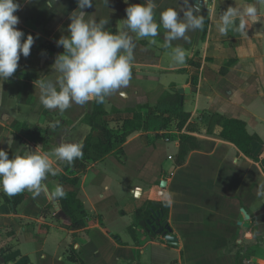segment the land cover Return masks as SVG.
<instances>
[{
	"label": "crops",
	"instance_id": "obj_1",
	"mask_svg": "<svg viewBox=\"0 0 264 264\" xmlns=\"http://www.w3.org/2000/svg\"><path fill=\"white\" fill-rule=\"evenodd\" d=\"M31 2L19 0L17 27L25 37L38 35L33 45L40 51L32 45L28 57L21 55L16 72L3 82L0 93V148L9 158L17 150L36 147L51 155L57 141L83 145L90 133L106 141L120 129L123 119L133 117L134 109L144 106L147 117V107H155L162 96L178 88L189 90L179 95L191 118L181 129L174 120L159 131L133 133L122 144V153L86 163L76 159L73 169L80 175L78 184L59 179L64 171L58 162L62 172L44 181L47 194L33 199L25 191L16 200L0 191V264L264 263V199L257 196L264 184V0H242L243 5L257 7L261 21H246L242 32L230 30L227 36L217 33L214 14L235 6V0H208L200 13L205 17L203 28L186 33L187 40L172 42L173 47L185 50L182 64L173 60L171 49L163 47L162 28L155 38L131 34L136 43L131 78L127 87L105 98L107 126L83 120L93 111L94 101L83 107L73 105L63 113L40 104L35 81L56 76L46 45L57 46L60 36L68 34L69 13L77 4L76 0H53V7L48 8L46 0H40L46 14L56 9L48 24ZM143 2L128 0L129 4ZM154 2L157 13L168 6L182 7L179 0ZM127 6L124 0H108L107 6L97 0L85 11L97 18L109 16L108 30L115 32L122 27ZM229 60L234 62L221 74ZM214 113L244 120L248 131L260 137L262 142L255 141L253 146L255 158L223 138L220 125L208 129V116ZM56 121L61 123L53 128ZM35 126L42 128L43 139L37 142L28 138ZM184 135L195 136L200 149L191 151L186 162L178 165ZM160 139L175 150H167ZM57 185L64 192L77 193L86 216L73 223L62 212L59 198L52 194ZM149 200L170 203L166 219L179 239L178 246L136 224V211ZM242 248L253 251L248 259H243L244 252L239 256Z\"/></svg>",
	"mask_w": 264,
	"mask_h": 264
},
{
	"label": "clouds",
	"instance_id": "obj_2",
	"mask_svg": "<svg viewBox=\"0 0 264 264\" xmlns=\"http://www.w3.org/2000/svg\"><path fill=\"white\" fill-rule=\"evenodd\" d=\"M100 2L108 5V0ZM124 2L128 4L126 18L121 20L122 27L113 32L107 27L109 16L97 18L85 11L96 5L97 0H76L77 7L69 13L68 34L56 41L63 52L56 55L51 66L55 78H39L34 83L39 89V102L45 109H58L63 113L73 105L83 107L93 101L102 104L107 96L127 87L136 47L131 34H135V38H155L162 28L163 47L171 49L176 63L185 62V50L173 47L172 42L187 40L186 33L203 28L205 17L200 13L202 7H207L208 0H179L182 5L179 10L168 6L158 13L154 0L136 4ZM46 5L52 8L53 0H46ZM20 8L19 0H0V93L3 82L16 72L21 55L28 57L34 43L32 35L25 37L17 27L19 17L15 13ZM236 18H240L238 26ZM246 21L258 23L261 16L255 5H243L242 0H235V6L214 14V26L220 36H227L230 30L242 32ZM60 123L56 121L53 128ZM82 156L81 144L63 140L57 141L51 155L36 147L17 150L9 158L8 152L0 148V191L9 197L28 191L36 199L48 193L44 183L48 176L55 177L62 172L58 162L71 164ZM52 194L56 198L65 196L60 185ZM257 196L264 199V184L260 185Z\"/></svg>",
	"mask_w": 264,
	"mask_h": 264
},
{
	"label": "trees",
	"instance_id": "obj_3",
	"mask_svg": "<svg viewBox=\"0 0 264 264\" xmlns=\"http://www.w3.org/2000/svg\"><path fill=\"white\" fill-rule=\"evenodd\" d=\"M48 49H51L49 45H46ZM234 60H229L225 66L221 68V74H226L229 67ZM20 78H24L23 74L18 75ZM105 101L102 104L94 102V109L91 113L84 116L83 120L89 124L100 123L107 126V120L104 117L108 114L105 109ZM144 106H139L138 109L133 110V117L123 119L122 125L119 130L113 133L112 137L104 141L101 138H95L90 133L83 145L82 158H78L86 163L87 160H96L105 155L111 153H122V144H124L128 137L138 131H159L167 128L172 121H178V127L183 128L189 119L191 114L186 112L180 101V95L178 92L167 93L162 96L155 107H147V117L143 114ZM209 119V130L214 125H220L222 127L221 135L226 140L232 142L245 156L255 158L253 154V146L255 141L262 142L257 134H251L247 129V123L238 118L226 117L222 114L214 113L208 116ZM42 128L35 126L30 130L28 138L37 142L42 140L41 136ZM200 149V143L198 139L193 135H184L180 138V147L177 154L176 162L178 165H182L186 162L188 154L193 150ZM75 160L71 164L62 163L63 173L59 175L61 181L78 184L80 182V175L73 169ZM17 199H22V195L14 196ZM62 212L71 218L72 222L78 221L79 218L86 216L84 204L77 197L75 191H66L65 196L59 198ZM151 209L161 211L163 213V220L169 216L170 203L168 201H153L149 200L146 202L144 207L139 208L136 213V224L144 218H148L151 214ZM131 231L136 238L135 230L131 228ZM242 248L239 250V256L244 252L243 259H248L252 252L248 249ZM249 252V253H248ZM238 264H245L241 261ZM264 264V263H262Z\"/></svg>",
	"mask_w": 264,
	"mask_h": 264
},
{
	"label": "water",
	"instance_id": "obj_4",
	"mask_svg": "<svg viewBox=\"0 0 264 264\" xmlns=\"http://www.w3.org/2000/svg\"><path fill=\"white\" fill-rule=\"evenodd\" d=\"M177 92L180 95H183L185 92H189L188 89L185 88H178ZM161 186H166V181L163 180L161 182ZM140 195V191H137V196ZM54 204L57 208H59L58 201H54ZM161 217H163V213L161 211H156L154 209H151V214L148 218L141 219L139 221L140 226H142L146 231H155L157 234L162 235V237L168 242L169 244L178 246L179 245V239L176 235L172 234V228L167 222V219L163 220L160 223ZM246 227H249V224H244ZM254 260H257V258H254Z\"/></svg>",
	"mask_w": 264,
	"mask_h": 264
},
{
	"label": "rangeland",
	"instance_id": "obj_5",
	"mask_svg": "<svg viewBox=\"0 0 264 264\" xmlns=\"http://www.w3.org/2000/svg\"><path fill=\"white\" fill-rule=\"evenodd\" d=\"M31 4H34V5H36L35 7H34V10L39 14V16H41V17H45V20H47V23H48V20H49V22H52V20H54V18H55V16H56V9L54 10V11H48V13L46 14L45 12H44V10H43V8H41V5H40V0H32V2H31ZM38 5V6H37ZM16 13H18V12H16ZM15 13V14H16ZM22 23V22H21ZM49 24V23H48ZM23 25H27L28 26V24H26L25 22H23ZM54 26H55V24H54ZM49 30H50V27H49ZM51 31V30H50ZM47 32V34L49 33L48 31H46ZM28 34H30V35H32L33 36V38L34 39H36V38H38V35H36L35 33H28ZM40 37H42V38H40V40L41 39H43V36H40ZM37 40H39V39H37ZM37 50H39L40 51V48H37L35 45H33ZM51 52L52 53H50L49 54V56L54 60L55 59V57H56V55L57 54H59V53H62L63 51H62V47L61 46H52L51 47ZM72 108H75V107H72ZM71 108V109H72ZM162 142H164V144L166 143L165 141H164V139H160ZM167 145H166V149L167 150H169V149H171L172 151H174L175 150V148L173 147V146H171V145H169V143H166ZM59 219H61L62 220V218L60 217ZM60 220V222H62ZM140 225V224H139ZM119 232H122V231H120V230H118ZM253 242V241H252ZM262 249H264V245H263V247H262ZM247 259V258H246ZM247 263H249V264H251V263H253L252 261H248ZM253 264H255V263H253ZM256 264H259V263H256Z\"/></svg>",
	"mask_w": 264,
	"mask_h": 264
},
{
	"label": "flooded vegetation",
	"instance_id": "obj_6",
	"mask_svg": "<svg viewBox=\"0 0 264 264\" xmlns=\"http://www.w3.org/2000/svg\"><path fill=\"white\" fill-rule=\"evenodd\" d=\"M160 221H163V217H161V220ZM152 231V230H151ZM152 232H155V231H152ZM156 233V232H155Z\"/></svg>",
	"mask_w": 264,
	"mask_h": 264
},
{
	"label": "built area",
	"instance_id": "obj_7",
	"mask_svg": "<svg viewBox=\"0 0 264 264\" xmlns=\"http://www.w3.org/2000/svg\"><path fill=\"white\" fill-rule=\"evenodd\" d=\"M169 140V139H168Z\"/></svg>",
	"mask_w": 264,
	"mask_h": 264
}]
</instances>
